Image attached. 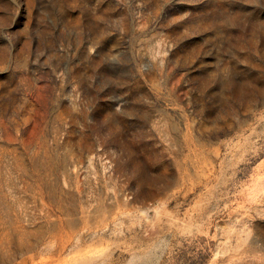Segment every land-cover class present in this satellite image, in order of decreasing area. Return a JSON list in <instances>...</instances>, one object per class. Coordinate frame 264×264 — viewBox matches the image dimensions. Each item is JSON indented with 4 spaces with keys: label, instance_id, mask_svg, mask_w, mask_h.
<instances>
[{
    "label": "rangeland",
    "instance_id": "rangeland-1",
    "mask_svg": "<svg viewBox=\"0 0 264 264\" xmlns=\"http://www.w3.org/2000/svg\"><path fill=\"white\" fill-rule=\"evenodd\" d=\"M0 264H264V0H0Z\"/></svg>",
    "mask_w": 264,
    "mask_h": 264
}]
</instances>
